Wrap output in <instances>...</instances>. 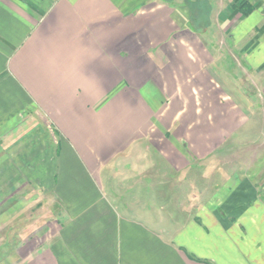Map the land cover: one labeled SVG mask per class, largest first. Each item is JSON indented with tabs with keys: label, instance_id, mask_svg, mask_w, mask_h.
Instances as JSON below:
<instances>
[{
	"label": "crops",
	"instance_id": "crops-1",
	"mask_svg": "<svg viewBox=\"0 0 264 264\" xmlns=\"http://www.w3.org/2000/svg\"><path fill=\"white\" fill-rule=\"evenodd\" d=\"M262 101L264 0H0V179L57 207L0 264H264V175L188 173Z\"/></svg>",
	"mask_w": 264,
	"mask_h": 264
},
{
	"label": "rangeland",
	"instance_id": "rangeland-1",
	"mask_svg": "<svg viewBox=\"0 0 264 264\" xmlns=\"http://www.w3.org/2000/svg\"><path fill=\"white\" fill-rule=\"evenodd\" d=\"M258 92H260V90ZM259 102L257 103L259 104ZM262 102L264 104V101ZM253 134L254 135H251L252 138H249L250 141L247 143L231 144L232 146H228L227 144L222 148L221 152L216 154L214 159L212 158L209 160L210 162H207L208 164H206L203 169H190L188 173L191 180L196 179L198 182H201L202 176L201 174L198 175L199 173L205 172L206 175H208L207 172L213 171L221 174L220 182L224 181L228 173H235L237 175L246 173L250 175L249 173H254L255 175L253 177L258 179L259 183L263 177L260 176V174L264 175V132L262 130L260 131L259 128V131ZM29 144L32 146L31 143ZM34 146L38 147L36 144H34ZM30 149V155L32 156L36 149ZM12 157L13 159L14 157L17 158L15 154ZM15 165L20 168L19 163ZM32 167L35 168L36 165H30V168ZM197 172L199 173L197 174ZM44 182L45 179H38L31 171H28L27 178L21 180L0 179V200H8L9 198V203L14 205L11 212H0V236L2 238L6 237L12 239L14 242L16 239L19 240L21 236L31 237L33 235H41L44 226H46V222L52 221L54 210L56 211L57 207L56 204L53 205L51 193L44 190ZM26 191H29L28 195L24 194ZM172 191L180 192L179 189L177 190L176 188H173ZM10 196H12V198ZM178 196L180 198V194H178ZM205 197L206 204L212 201L209 195ZM188 198L190 199L191 196L189 195ZM172 199L175 200L176 197L173 196ZM241 199H243V197H240V200ZM245 199L250 201L251 197L247 196ZM182 203L184 205L186 202L183 200ZM188 207L187 209H191V206ZM5 217H7L6 220ZM13 244L15 245V242ZM2 248L0 250H2Z\"/></svg>",
	"mask_w": 264,
	"mask_h": 264
}]
</instances>
